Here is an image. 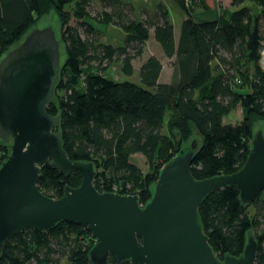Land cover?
<instances>
[{"label": "trees", "instance_id": "16d2710c", "mask_svg": "<svg viewBox=\"0 0 264 264\" xmlns=\"http://www.w3.org/2000/svg\"><path fill=\"white\" fill-rule=\"evenodd\" d=\"M169 1L184 15L177 38L162 2L145 9L143 17L129 0H0V57L39 17L50 10L57 14L66 58L56 103L47 111L60 118L57 129L65 154L93 163L97 191L136 194L141 205L150 199L164 164L185 149L181 142L191 130L201 142L190 170L202 180L238 171L251 148L252 122L264 119V0H230L216 18L203 21L194 12L207 9L206 0ZM93 2L102 8L97 12L102 21L123 31L120 45L99 42L95 26L86 19ZM150 29L163 55L172 60L173 75L161 83L162 63L151 55L138 66L137 84L130 81L136 70L132 61L141 55ZM116 60L126 79L105 74ZM238 107L242 119L224 123ZM9 152V143L0 140V165ZM134 154L144 157L145 172L130 161ZM81 180L78 171L64 176L43 166L37 187L57 199L64 187H78ZM198 213L219 259L242 255L251 231L258 244L255 264H264V189L249 205L240 204L235 185L216 190ZM94 241L85 225L60 222L46 232L30 228L5 243L0 264H90ZM109 264L131 263L110 256Z\"/></svg>", "mask_w": 264, "mask_h": 264}, {"label": "water", "instance_id": "95a60500", "mask_svg": "<svg viewBox=\"0 0 264 264\" xmlns=\"http://www.w3.org/2000/svg\"><path fill=\"white\" fill-rule=\"evenodd\" d=\"M60 39L51 26L35 27L0 57V140L10 152L0 165V254L5 243L26 229L49 231L60 222L85 225L94 237L90 264L109 257L131 264H255L257 241L251 231L239 257L219 259L203 232L199 207L212 192L235 185L241 205L264 189V134L253 133L244 165L236 172L195 179L190 170L200 137L196 132L161 168L150 199L99 192L93 163L70 160L63 149L60 118L48 113L56 103ZM43 166L64 176L78 171V187L60 198L37 187Z\"/></svg>", "mask_w": 264, "mask_h": 264}, {"label": "rangeland", "instance_id": "374dc122", "mask_svg": "<svg viewBox=\"0 0 264 264\" xmlns=\"http://www.w3.org/2000/svg\"><path fill=\"white\" fill-rule=\"evenodd\" d=\"M129 1L134 6L137 16H141V15L143 16L146 10H149V11L153 10L152 8H154L158 2L164 3L167 9L169 10L170 18L173 23V26H175L176 28L175 34L177 38V34L179 32V26H180L181 21L184 18V15L183 13L175 9L169 0H129ZM71 7H72V4L69 5L68 9H71ZM100 10H102L100 5L97 2H93L91 5V9H89L90 15L86 18L90 23H92L95 26V29L98 33L97 37H98L99 42H102L105 44H111L113 46L120 45L123 42V38H124L123 31L119 27L114 26L111 23H105L104 21H102L101 17H99L97 13ZM46 26H51L60 39L61 22L59 20V17L53 10H50L48 13L39 17L36 20L35 24L32 27H30L29 30L35 27H46ZM25 34L23 35V37H21L20 40L17 41V43H19L24 38ZM60 44H61L60 46L61 47L60 48V51H61L60 69H61V67L65 63L66 55H65V50H64V44L61 41V39H60ZM151 55L156 56L158 59H160L162 63V72H161L159 81L161 83H165V81L168 82L172 79V75H173V66L171 63L172 60L166 58L163 55L160 46L158 45V43H156L153 37V30L150 29L149 39L144 43L141 55L137 56L132 61L133 65L136 66V70L134 72V75L131 77L130 81L140 84L138 66L142 60H144L146 57L151 56ZM105 74H107L110 78H113L115 80L126 79L123 77L124 75L120 71V62L118 60L107 65ZM241 119H242V110L240 109V107H238L237 109H235V111L227 115L223 119V122L230 123V124H236ZM165 129L166 128H164V130ZM256 130H261L264 134V119H256L252 122V132L255 133ZM194 133H195L194 129L191 130L190 136L186 140L181 142V148L186 144V142L192 137ZM174 135H177V132H175ZM130 161L136 164L138 167H140L142 171L145 172L147 170L145 159L141 154L132 155L130 158ZM61 264H64V262H61Z\"/></svg>", "mask_w": 264, "mask_h": 264}, {"label": "crops", "instance_id": "0c3cea01", "mask_svg": "<svg viewBox=\"0 0 264 264\" xmlns=\"http://www.w3.org/2000/svg\"><path fill=\"white\" fill-rule=\"evenodd\" d=\"M208 8L207 9H197L194 12V17L196 20H210L216 18L219 15V8L229 6L230 0H206ZM153 9V8H152ZM176 28L174 26V33ZM176 36V34H175Z\"/></svg>", "mask_w": 264, "mask_h": 264}, {"label": "built area", "instance_id": "2783aa9c", "mask_svg": "<svg viewBox=\"0 0 264 264\" xmlns=\"http://www.w3.org/2000/svg\"><path fill=\"white\" fill-rule=\"evenodd\" d=\"M114 192H116V191H114Z\"/></svg>", "mask_w": 264, "mask_h": 264}]
</instances>
